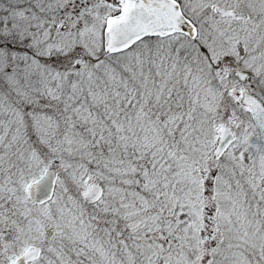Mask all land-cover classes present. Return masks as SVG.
Here are the masks:
<instances>
[{
	"label": "snow or ice",
	"instance_id": "1",
	"mask_svg": "<svg viewBox=\"0 0 264 264\" xmlns=\"http://www.w3.org/2000/svg\"><path fill=\"white\" fill-rule=\"evenodd\" d=\"M0 264H264V0H0Z\"/></svg>",
	"mask_w": 264,
	"mask_h": 264
}]
</instances>
